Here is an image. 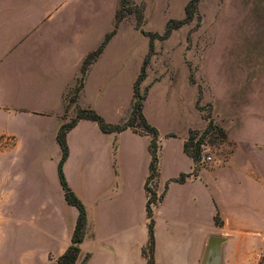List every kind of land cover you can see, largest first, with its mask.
<instances>
[{"label":"crops","instance_id":"0c3cea01","mask_svg":"<svg viewBox=\"0 0 264 264\" xmlns=\"http://www.w3.org/2000/svg\"><path fill=\"white\" fill-rule=\"evenodd\" d=\"M119 7L120 0L115 13ZM76 24L80 29L81 22ZM15 49L6 45L0 50V264H16L18 259L20 264H32L37 258L42 264L57 263L71 245L79 216L66 201L56 174L62 158L57 136L61 126L76 116L75 106L92 107L88 88L108 63L107 50L92 65L76 105L66 113L67 96L92 51L59 48L45 56L39 51L20 68L9 64ZM106 83V78L98 82L96 96L105 91ZM49 86L54 89L51 95ZM188 137L189 132L171 172L160 162L158 196L168 181L193 173L195 162L184 151ZM114 139L122 142L116 149ZM135 141L141 145L130 144ZM150 141V136L131 129L104 133L90 120H81L68 133L64 173L88 213L77 264L87 256L86 264H147L143 250L149 242L145 184ZM230 159L200 169L184 183L169 184L154 207L156 264H202L211 237L225 241L210 251L206 264L213 251L212 264L256 261V238L259 247L264 245V206L254 188L259 183L264 193V180L246 169L247 181L236 184L245 191L236 192V185L224 177L234 168ZM216 215L221 225L216 224ZM17 249H22L18 257Z\"/></svg>","mask_w":264,"mask_h":264},{"label":"rangeland","instance_id":"374dc122","mask_svg":"<svg viewBox=\"0 0 264 264\" xmlns=\"http://www.w3.org/2000/svg\"><path fill=\"white\" fill-rule=\"evenodd\" d=\"M189 1L129 0L131 7L143 9L138 29L136 14L126 15L127 8L120 9L119 16L126 19L116 25L118 0H0V50L15 47L9 64L23 68L25 60L39 51L44 56L59 48L93 52L115 32L105 48L108 63L98 73V81L90 83L87 95L92 105L88 108L118 125L130 115L134 84L150 51L151 39L143 32L162 36L169 20L185 18ZM104 78L107 87L96 96L95 87ZM149 86L144 115L159 131V161L166 171L173 170L188 132L197 131L200 137L211 121L214 130L202 146L198 168L226 161L233 154L234 168L224 174L227 181L233 185L247 181L246 169L264 180V0H202L191 23L167 40L154 39L141 93ZM53 90L49 86L50 95ZM119 144L112 140L115 149ZM208 156L212 161L203 162ZM70 165L74 173L75 166ZM49 180L52 183L50 176ZM155 184L156 180L149 186L155 189ZM50 189L55 193L53 186ZM235 190L244 193L245 188L238 184ZM254 190L264 206L259 183ZM258 240L257 259L251 264H264V245L259 247ZM21 250L17 249V257ZM215 259L213 251L210 264ZM34 263L42 264L39 258Z\"/></svg>","mask_w":264,"mask_h":264},{"label":"trees","instance_id":"16d2710c","mask_svg":"<svg viewBox=\"0 0 264 264\" xmlns=\"http://www.w3.org/2000/svg\"><path fill=\"white\" fill-rule=\"evenodd\" d=\"M202 0H190L185 7V18L183 20H174L171 19L167 22L165 33L160 36L154 33L143 32L145 35L149 36L151 39L150 51L145 59L144 65L142 67V71L138 76L135 84H134V94L132 99L131 112L129 117L124 123L118 125H112L107 123L101 115H99L95 110L90 108H77L76 116L71 119L69 122L64 123L57 136L58 143L62 150V158L60 160L58 166L59 178L61 186L64 190L66 201L76 207L79 211L78 220L72 235L71 245L67 248L65 253L58 259L57 263H49V264H77L78 258L81 252V244L83 243L88 228V213L86 207L79 199V197L75 194V192L70 188L68 182L66 180L63 168L64 164L69 155V146L67 142L68 133L81 121V120H90L96 122L102 132L107 134H118L122 133L127 129L133 130L135 133L144 134L150 136L151 141L149 145V150L151 154V163H150V172L149 176L146 180L145 189L148 195L147 201V216H148V229H149V242L146 248L143 250V255L147 260V264H156L155 260V218H154V207L161 202L168 190L169 184L172 182L184 183L187 178L192 175H196L199 172V168L197 163L200 161L202 156V146L204 145L205 139L213 132V124L210 121L207 129L203 132L200 137H198L199 133L194 130L189 131V137L184 145L185 153L191 157L195 162V168L192 174H181L178 178L172 179L168 181L165 185L164 192L158 196L157 194V181L159 179V131L152 126L144 115V103L148 96L149 87L146 88L145 92L141 93V84L146 78V68L149 65L151 53L153 52V41L155 38L160 37L162 40H167L175 30L182 28L184 25L191 23L196 15H198V6ZM127 8L126 15L128 14H136L137 23L136 26L138 29L141 28L142 20H143V9H135L129 5V0H120V7L116 13V25L119 24L126 19V15L119 16L120 9ZM115 35V32L106 35L105 40L101 44V46L91 52L83 61L81 67V76L78 84L72 90H70L67 96V104H66V113L69 108L76 105L79 95L82 92L85 84V80L87 78L88 72L91 69L92 65L99 59V57L104 52L107 44L110 42L112 37ZM156 180V188L152 189L149 184ZM215 222L217 225H221L222 222L220 220L219 215H216ZM88 260V256L85 258L83 263L86 264Z\"/></svg>","mask_w":264,"mask_h":264},{"label":"water","instance_id":"95a60500","mask_svg":"<svg viewBox=\"0 0 264 264\" xmlns=\"http://www.w3.org/2000/svg\"><path fill=\"white\" fill-rule=\"evenodd\" d=\"M224 241H225V239L219 238V237H211L209 239L208 250L204 256L202 264H206L207 257H208V254L210 253V251H212L215 247H219Z\"/></svg>","mask_w":264,"mask_h":264},{"label":"built area","instance_id":"2783aa9c","mask_svg":"<svg viewBox=\"0 0 264 264\" xmlns=\"http://www.w3.org/2000/svg\"><path fill=\"white\" fill-rule=\"evenodd\" d=\"M204 161H212V157H210V156L205 157V158L203 159V162H204Z\"/></svg>","mask_w":264,"mask_h":264}]
</instances>
